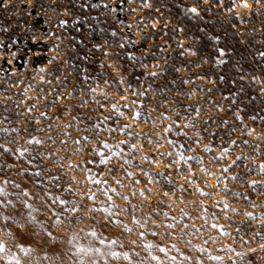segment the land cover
Masks as SVG:
<instances>
[{"label":"rangeland","instance_id":"rangeland-1","mask_svg":"<svg viewBox=\"0 0 264 264\" xmlns=\"http://www.w3.org/2000/svg\"><path fill=\"white\" fill-rule=\"evenodd\" d=\"M221 20L264 49V0H0V264H264V77L198 54Z\"/></svg>","mask_w":264,"mask_h":264},{"label":"trees","instance_id":"trees-1","mask_svg":"<svg viewBox=\"0 0 264 264\" xmlns=\"http://www.w3.org/2000/svg\"><path fill=\"white\" fill-rule=\"evenodd\" d=\"M193 21L195 23L193 25L197 26L199 24V27L204 30L209 28L210 24L212 23L210 17L204 14L194 17ZM214 23L216 24V22ZM218 26L219 34H216V37L219 39L220 42L214 45L210 44V42H208L207 40L205 41V39H201L199 46L196 47V51L198 52V54L201 55V52L203 51L202 49L204 47H206V49L213 47L216 50L227 51L230 55L229 57H227L228 59L235 58L234 56L232 57L231 53H233V55L240 54L239 57L243 58H245V56L247 58L248 53H254L256 54V57H254L253 60L248 58V61L244 64L243 72L248 75L255 73L256 71H258L257 69L259 68L257 65H259V67H261L260 71L262 72V75L264 77V49H258L257 47L254 49L253 47H255V45L252 44V40H247L244 44H242L238 36L234 32H232L231 28L227 27L222 20L218 22ZM212 30L216 32L218 29L212 28ZM254 63L257 64L255 65ZM262 111H264V109Z\"/></svg>","mask_w":264,"mask_h":264},{"label":"snow or ice","instance_id":"snow-or-ice-1","mask_svg":"<svg viewBox=\"0 0 264 264\" xmlns=\"http://www.w3.org/2000/svg\"><path fill=\"white\" fill-rule=\"evenodd\" d=\"M256 2L258 3L259 0H256ZM244 6L247 7V6H248L247 3H245ZM188 11L191 12V13H194V14L197 13V9L194 8V7L191 8V9H188ZM153 27H155V26L153 25ZM221 55H223V52H221ZM151 75L155 76L156 73H151ZM165 131H167V129H166ZM35 143H40V141H39V140H36ZM233 143H235V141H233ZM245 143H246V142H245ZM105 147H108V145H105ZM133 147H135V146H133ZM205 150H206V151H211V149L208 148L207 146H205ZM181 159H183V157H181ZM189 159H195V160H197V162H199L198 158L195 157V156H193V157H189ZM239 159H240V158L237 157V160H239ZM101 162H104V161L102 160ZM233 164H236V161H233ZM224 171H227V169H225ZM261 172H264V165L261 166ZM36 175H39V173H36ZM232 179L235 180V179H237V177H236V176H233ZM255 184H256V182L253 181V182H252V185L254 186ZM165 195H167V193H165ZM237 195H238V194H237ZM225 207H227V204H225ZM247 215H248V216H251V213H248ZM5 219H6V218H5ZM257 235H259V233H257ZM149 247H151V245H149ZM260 247H261V248H264V243H262V244L260 245ZM24 250L27 251V249H24ZM3 251H4V246H3V244H0V253H2ZM161 251H163V249H161ZM249 251H253V252H254L255 249H249ZM111 254H112V255H115V253H111ZM239 255H240L241 257H243V253H240ZM13 259H15V258H13ZM215 259L219 260V259H221V258L217 256V257H215ZM16 264H19V261H18V260L16 261Z\"/></svg>","mask_w":264,"mask_h":264}]
</instances>
